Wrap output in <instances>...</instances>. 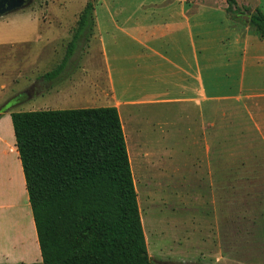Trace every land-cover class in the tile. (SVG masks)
<instances>
[{
	"label": "rangeland",
	"instance_id": "1",
	"mask_svg": "<svg viewBox=\"0 0 264 264\" xmlns=\"http://www.w3.org/2000/svg\"><path fill=\"white\" fill-rule=\"evenodd\" d=\"M88 1L34 0L31 6L0 17V107L19 96L0 114L7 124H12L13 111L54 109L51 101H56L59 95L52 91L43 97L45 82L41 79L63 61ZM206 1L217 3V0ZM254 1L241 0V6L238 1L237 4L246 13H253ZM91 36L85 45L80 43L74 55L77 62H83L75 69L97 74L96 83L99 87L106 86L103 49L98 37ZM12 37L26 40H9ZM219 70L222 72L223 68ZM250 72L247 66V76ZM231 86L221 89V95L231 93ZM109 101L99 99L93 105L111 106ZM219 104L225 109V117L222 110L216 117L221 126L215 130L210 159L203 139L201 112L191 132L175 125L177 106L174 104L156 107L157 115L150 122L156 128L159 123L162 126L156 131L146 128L144 148L140 144L144 151L167 150L163 157L146 159L143 151L139 153L138 136H132L130 150L127 142L152 259L192 264H264V98L253 102L226 98ZM247 107H251L250 111ZM139 109L126 107L134 113V126L141 129ZM123 119L126 121L125 114ZM15 152L10 149L9 160L17 159ZM6 158L5 148L0 146V161ZM4 177L0 165V200L6 195ZM13 180L9 191L14 200L27 202L21 174Z\"/></svg>",
	"mask_w": 264,
	"mask_h": 264
},
{
	"label": "crops",
	"instance_id": "2",
	"mask_svg": "<svg viewBox=\"0 0 264 264\" xmlns=\"http://www.w3.org/2000/svg\"><path fill=\"white\" fill-rule=\"evenodd\" d=\"M236 1L241 6V0ZM254 2L252 9L260 8L264 12V0ZM94 18L91 38L98 37L103 49L106 86L99 87L97 74L75 69L76 65L83 64L75 60V52L60 77L42 79L45 82L42 95L46 97L52 91L59 95L56 101H51L54 109L94 107L93 102L99 99L110 100V105L119 109L129 150L132 136L140 137L139 153L143 151L146 159L151 156L159 160L167 151L161 149L154 153L142 149L147 139L146 128L156 131L162 126L159 123L156 128L150 122L157 115L158 105H176L175 125L191 132L201 112L203 139L210 159L215 130L221 126L216 117L221 110L225 117V109L219 104L221 99L253 102L264 98V37L250 25L248 14L232 17L227 0H217L216 4L206 0H100ZM14 39L26 40L21 37L9 40ZM247 66L251 71L248 76ZM63 80L67 82L62 83ZM229 84L232 92L221 95L219 91ZM128 106L141 107V129L132 123L134 113L126 110ZM250 108L247 107L249 111ZM144 123L150 126L145 127ZM12 125L13 122L7 124L3 115L0 117V146L5 148L7 157L0 161L6 194L0 200V264H43ZM217 139L219 143V134ZM10 149L16 150V160H9ZM222 152L224 155L225 148ZM18 174H21L27 202L17 203L9 191ZM138 202L141 212V202Z\"/></svg>",
	"mask_w": 264,
	"mask_h": 264
},
{
	"label": "trees",
	"instance_id": "3",
	"mask_svg": "<svg viewBox=\"0 0 264 264\" xmlns=\"http://www.w3.org/2000/svg\"><path fill=\"white\" fill-rule=\"evenodd\" d=\"M98 1H88L63 61L42 79L60 77L87 43ZM227 10L235 19L248 14L264 37L260 8L246 13L228 0ZM11 118L43 264H153L119 109L13 111Z\"/></svg>",
	"mask_w": 264,
	"mask_h": 264
},
{
	"label": "water",
	"instance_id": "4",
	"mask_svg": "<svg viewBox=\"0 0 264 264\" xmlns=\"http://www.w3.org/2000/svg\"><path fill=\"white\" fill-rule=\"evenodd\" d=\"M33 1L34 0H0V17L25 9L31 6ZM8 108L7 105L4 104L2 107H0V114L4 111V109L6 110Z\"/></svg>",
	"mask_w": 264,
	"mask_h": 264
},
{
	"label": "flooded vegetation",
	"instance_id": "5",
	"mask_svg": "<svg viewBox=\"0 0 264 264\" xmlns=\"http://www.w3.org/2000/svg\"><path fill=\"white\" fill-rule=\"evenodd\" d=\"M19 96H15L12 100H9L7 107H9L11 104H13L14 101L18 100ZM154 264H192L191 262L188 261H173V260H162V259H157L153 258L152 259Z\"/></svg>",
	"mask_w": 264,
	"mask_h": 264
}]
</instances>
